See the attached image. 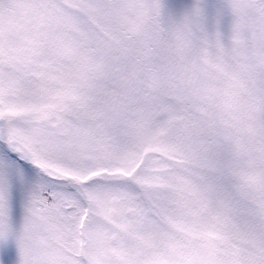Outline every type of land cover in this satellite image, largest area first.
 I'll return each instance as SVG.
<instances>
[{
    "label": "snow or ice",
    "instance_id": "snow-or-ice-1",
    "mask_svg": "<svg viewBox=\"0 0 264 264\" xmlns=\"http://www.w3.org/2000/svg\"><path fill=\"white\" fill-rule=\"evenodd\" d=\"M0 264H264V0H0Z\"/></svg>",
    "mask_w": 264,
    "mask_h": 264
}]
</instances>
